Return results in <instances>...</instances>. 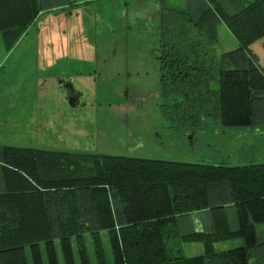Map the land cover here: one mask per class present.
I'll use <instances>...</instances> for the list:
<instances>
[{
    "label": "trees",
    "instance_id": "1",
    "mask_svg": "<svg viewBox=\"0 0 264 264\" xmlns=\"http://www.w3.org/2000/svg\"><path fill=\"white\" fill-rule=\"evenodd\" d=\"M53 2L0 0L5 47ZM219 20L236 46L217 49ZM263 34L264 0L161 2L152 52L167 125L195 126L205 116L264 124V68L249 48ZM263 222L264 159L224 164L0 143V264H44L42 255L58 264L55 240L63 264H75L72 238L78 264H264ZM231 238L240 241L214 248ZM182 242H199L202 253L185 255Z\"/></svg>",
    "mask_w": 264,
    "mask_h": 264
},
{
    "label": "rangeland",
    "instance_id": "2",
    "mask_svg": "<svg viewBox=\"0 0 264 264\" xmlns=\"http://www.w3.org/2000/svg\"><path fill=\"white\" fill-rule=\"evenodd\" d=\"M54 2V7L36 15L11 47H5L0 34V143L224 164L264 158L263 123L225 126L217 116H205L198 125L174 128L163 119L158 62L152 52L157 44L154 11L161 2L184 7L186 0H90L83 6L85 27L90 25L86 12L92 9L95 17L91 25L98 58H108L110 71L131 73L121 77L112 72L93 77L85 72L93 68L92 62L43 49L54 34L67 38L75 21L74 1ZM215 30L218 50L236 46L235 36L222 20L217 21ZM249 48L264 68V34ZM47 54L54 62L44 65ZM61 68L71 71L76 85L83 87L78 102L68 94L65 97L64 84L56 88ZM258 231L264 236V222ZM83 238L93 263L90 236L85 233ZM100 238L109 259L104 230ZM223 241L214 248L235 246L240 239ZM54 248L58 264H63L58 240ZM182 248L185 255L202 253L199 242H182ZM71 249L78 264L73 238ZM42 259L45 264L44 255Z\"/></svg>",
    "mask_w": 264,
    "mask_h": 264
},
{
    "label": "crops",
    "instance_id": "3",
    "mask_svg": "<svg viewBox=\"0 0 264 264\" xmlns=\"http://www.w3.org/2000/svg\"><path fill=\"white\" fill-rule=\"evenodd\" d=\"M75 3V10H73V15L75 21L73 22V25L70 27L69 31L70 32L69 36L62 37L57 34L52 35L51 38H48L44 42V50H53L55 53H66V55H69L71 53L72 57L78 58L80 57L81 60L89 61L92 62L93 68L91 70H85V72L90 73L93 75V77H97L98 75H108L110 74L109 72L114 73L117 77L121 76H128L131 73L126 70H114L110 71L108 69L109 65V60L107 57H101V59L98 58V52L95 47V40L92 38L93 35V28L91 25V21L94 20V15L92 9L86 12V17L88 18V22L90 23L89 26L84 25L83 21V6H86V4L90 0H73ZM71 13V12H70ZM38 15V14H37ZM154 18L157 19V11H154ZM100 19L102 20V17L100 16ZM87 22V23H88ZM89 45L86 47L87 49L83 48V46ZM115 48L112 49V56L114 55ZM48 57L44 60V65H47L48 62L52 63L54 62L53 59H49V54H47ZM111 56V57H112ZM97 62L99 63L97 66ZM137 74V73H136ZM74 74L71 73V71H68L66 68H61L56 75L55 83H56V88L59 89L62 87L64 84L65 87V97L68 94L70 99H74L76 97H80L84 89L81 87V85H76L74 81ZM70 89V90H69ZM70 91V92H69ZM69 92V93H68ZM74 95V96H73ZM77 102L79 101L78 98ZM264 159V158H262ZM200 224V223H198ZM223 241V240H222ZM224 242V241H223ZM224 245V243H223ZM200 249V247H197ZM196 249V245H195Z\"/></svg>",
    "mask_w": 264,
    "mask_h": 264
},
{
    "label": "flooded vegetation",
    "instance_id": "4",
    "mask_svg": "<svg viewBox=\"0 0 264 264\" xmlns=\"http://www.w3.org/2000/svg\"><path fill=\"white\" fill-rule=\"evenodd\" d=\"M69 90H70V89H69ZM69 92H70V91H69ZM69 92H68V93H69ZM73 96H74V95H73ZM76 98H77V97H76ZM73 99H74V97H73Z\"/></svg>",
    "mask_w": 264,
    "mask_h": 264
}]
</instances>
